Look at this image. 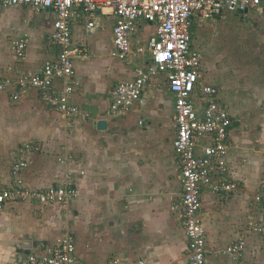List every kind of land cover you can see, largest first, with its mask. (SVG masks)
Returning <instances> with one entry per match:
<instances>
[{"label": "crops", "instance_id": "0c3cea01", "mask_svg": "<svg viewBox=\"0 0 264 264\" xmlns=\"http://www.w3.org/2000/svg\"><path fill=\"white\" fill-rule=\"evenodd\" d=\"M72 23L74 75L58 79L57 94L76 82L71 101L80 109L65 117L56 105L32 89L12 99L16 85L0 92V184L13 185L12 168L22 157L28 187L71 186L79 191L67 205L38 199L12 201L0 209V264H27L31 253L47 252L63 235L77 245V264H188L181 164L173 147L177 132L175 96L164 75L153 77L126 114L114 115L116 86L147 68L148 41L155 25L140 21L133 52L112 56L115 14L98 11L97 26L79 7ZM56 13L29 6L0 5V78L39 72L61 49L52 38ZM192 49L203 65L194 100L201 114L205 84L219 88L218 100L233 118L227 173L212 171L214 182L238 184L234 192L202 190L200 219L207 238V264H264V5L245 13L225 10L213 19L195 14ZM138 32V33H137ZM27 39L17 53L14 42ZM142 49V50H140ZM108 129H98L100 120ZM208 138L199 142L202 153ZM32 148L21 152L25 145ZM244 239L239 260L223 250Z\"/></svg>", "mask_w": 264, "mask_h": 264}, {"label": "built area", "instance_id": "2783aa9c", "mask_svg": "<svg viewBox=\"0 0 264 264\" xmlns=\"http://www.w3.org/2000/svg\"><path fill=\"white\" fill-rule=\"evenodd\" d=\"M4 8L29 6L36 10H53L52 38L62 49L55 59L46 61L37 73L24 74L17 79L0 78V92L16 85L12 99L20 100L35 89L42 97L58 107L61 113L72 118L81 111L71 101L76 82H68L56 94L58 79L74 75L75 57L81 52L73 43L72 23L77 15L76 7L88 20V28L98 24V11L111 10L115 14L113 25L114 49L112 56L126 60L133 52V37L140 21L155 25V33L148 41L151 62L140 69L131 81L120 82L113 94L111 110L114 115L126 114L138 101L149 81L164 75L169 91L175 96V118L177 132L173 147L181 164L182 201L185 232L188 237V264H207V238L200 219L202 190L209 186L215 193H231L238 184L230 181L214 182L212 171L219 175L227 173L225 158L228 155V138L233 126L229 110L218 100L219 88L205 84L201 93L206 98L202 113L194 100L201 77L203 57L192 49V19L195 14L203 19H213L226 9L245 13L260 8L264 0H0ZM27 39L14 42L17 53H22ZM142 50V49H140ZM208 138L202 153L198 152L199 142ZM32 148L31 144L21 149L22 154ZM29 166L27 158H20L12 168L13 185L7 188L0 184V209L8 203L20 200L38 199L42 204L67 205L76 199L79 191L71 186H49L45 189L28 187L23 171ZM257 199L264 201V196ZM264 242V224L257 227ZM246 250V241L241 239L228 245L223 254L239 260ZM77 245L74 237L63 235L50 246L47 252L31 253L27 264H77ZM109 264H119L117 260ZM140 264H145L140 262Z\"/></svg>", "mask_w": 264, "mask_h": 264}, {"label": "water", "instance_id": "95a60500", "mask_svg": "<svg viewBox=\"0 0 264 264\" xmlns=\"http://www.w3.org/2000/svg\"><path fill=\"white\" fill-rule=\"evenodd\" d=\"M62 50V49H61ZM98 129L101 131L107 130L108 129V122L107 120H100L98 122Z\"/></svg>", "mask_w": 264, "mask_h": 264}, {"label": "rangeland", "instance_id": "374dc122", "mask_svg": "<svg viewBox=\"0 0 264 264\" xmlns=\"http://www.w3.org/2000/svg\"><path fill=\"white\" fill-rule=\"evenodd\" d=\"M138 33V32H137ZM146 57H150L151 56V54L149 53V52H146L145 54H144Z\"/></svg>", "mask_w": 264, "mask_h": 264}]
</instances>
